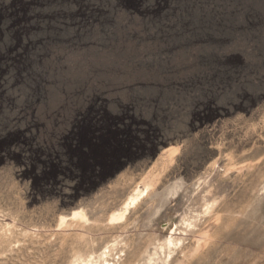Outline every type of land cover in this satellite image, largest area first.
Masks as SVG:
<instances>
[{"label":"rangeland","instance_id":"rangeland-1","mask_svg":"<svg viewBox=\"0 0 264 264\" xmlns=\"http://www.w3.org/2000/svg\"><path fill=\"white\" fill-rule=\"evenodd\" d=\"M0 264H264V0H0Z\"/></svg>","mask_w":264,"mask_h":264},{"label":"bare ground","instance_id":"bare-ground-1","mask_svg":"<svg viewBox=\"0 0 264 264\" xmlns=\"http://www.w3.org/2000/svg\"><path fill=\"white\" fill-rule=\"evenodd\" d=\"M136 192H137L136 194L130 196V198H129L130 201H131V200L133 201L134 199H136L138 196H140V195L143 193V191L140 190L139 188H138V190H137ZM129 199H128V200H129ZM129 204H130V202H127L126 205H125V207H123V209L125 208L124 211H121V212L118 213V214H114V213H113V214H114L113 217H114V218L117 217V216L124 217L126 210H127V209H130V208H128ZM132 207H133V206H132ZM127 212H128V210H127ZM171 242H172V241H171Z\"/></svg>","mask_w":264,"mask_h":264}]
</instances>
